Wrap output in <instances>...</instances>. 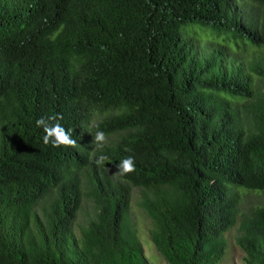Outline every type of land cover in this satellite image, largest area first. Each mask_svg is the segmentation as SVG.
<instances>
[{
    "label": "trees",
    "instance_id": "16d2710c",
    "mask_svg": "<svg viewBox=\"0 0 264 264\" xmlns=\"http://www.w3.org/2000/svg\"><path fill=\"white\" fill-rule=\"evenodd\" d=\"M133 188L165 264H219L232 229L264 264V0H0V264H149Z\"/></svg>",
    "mask_w": 264,
    "mask_h": 264
},
{
    "label": "clouds",
    "instance_id": "9594fccd",
    "mask_svg": "<svg viewBox=\"0 0 264 264\" xmlns=\"http://www.w3.org/2000/svg\"><path fill=\"white\" fill-rule=\"evenodd\" d=\"M241 21L245 22L244 17H241ZM237 63H240L239 59H237ZM233 71L236 70L234 69ZM59 119H63V117L49 116L40 117L36 120L37 128L42 129L44 133L42 137L43 143L45 145L51 144L53 148H77V141L73 139L70 131L58 122ZM90 129L91 125L89 126V131ZM108 143V136L105 132L97 130L93 136L92 145H94V149L92 153H90V158L95 157L94 162L97 167H103L108 157L103 154L96 156V152L102 150ZM116 168L117 171L112 175L113 177H126L136 171L135 161L132 157L124 158L116 165ZM108 170L110 171V169Z\"/></svg>",
    "mask_w": 264,
    "mask_h": 264
},
{
    "label": "rangeland",
    "instance_id": "374dc122",
    "mask_svg": "<svg viewBox=\"0 0 264 264\" xmlns=\"http://www.w3.org/2000/svg\"><path fill=\"white\" fill-rule=\"evenodd\" d=\"M96 117L90 119V125L95 123ZM139 196L138 189H132V200H131V213L136 225L139 229V240L142 244L144 250V256L147 259L149 264H165L159 254L156 252L153 244L149 240V237L146 235L147 229L149 228V220L137 207V197ZM243 198V196H242ZM261 199V198H260ZM257 197L249 196L245 201V206L248 204H256ZM86 205H89L88 202H85ZM90 206V205H89ZM234 230L232 229L226 236L227 241V251L224 259L219 264H244L242 252L235 246L234 240Z\"/></svg>",
    "mask_w": 264,
    "mask_h": 264
}]
</instances>
